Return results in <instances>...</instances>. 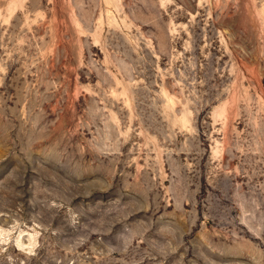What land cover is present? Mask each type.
Here are the masks:
<instances>
[{
	"label": "rangeland",
	"instance_id": "1",
	"mask_svg": "<svg viewBox=\"0 0 264 264\" xmlns=\"http://www.w3.org/2000/svg\"><path fill=\"white\" fill-rule=\"evenodd\" d=\"M0 264H264V0H0Z\"/></svg>",
	"mask_w": 264,
	"mask_h": 264
}]
</instances>
